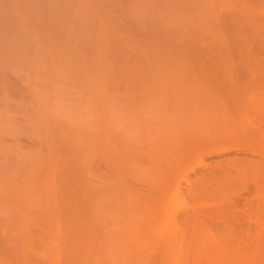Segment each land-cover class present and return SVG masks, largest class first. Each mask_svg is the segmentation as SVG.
I'll return each instance as SVG.
<instances>
[{
  "label": "bare ground",
  "instance_id": "bare-ground-1",
  "mask_svg": "<svg viewBox=\"0 0 264 264\" xmlns=\"http://www.w3.org/2000/svg\"><path fill=\"white\" fill-rule=\"evenodd\" d=\"M29 1L30 4L37 6L35 0ZM32 1L35 3H31ZM45 1L47 2V0ZM13 2L12 0L11 3L14 4ZM46 2L41 0L39 4L37 3L39 7H37L38 10L36 9L37 12L30 11L34 7L33 5L31 8L30 5L25 4L28 6L25 9V2L20 3L18 7H23L22 12L24 14L21 13L16 17L14 15L13 18L23 21L24 29L20 33H18L19 30L17 31V20L15 21L16 28L14 20L11 19V11L14 10L12 8H17L10 7L8 10L11 16H0V38L5 41V45L3 41L0 43L5 46L3 49L18 50L23 54L26 53L27 57L33 55V57L29 56L32 59L28 58L29 61L34 60L36 62L35 59L40 58L37 61H43V66L45 64V67L42 66L43 70L40 69L41 73L47 66L51 65L48 58L53 59L62 67L61 71L64 74L61 75L59 72L60 74L55 76L56 83L59 81V75L65 76L64 80L68 79L70 83L68 85H71L72 90L70 91L77 92V96L79 94L84 96L82 97L83 101H79V106L83 104L81 112L76 109L79 112V117L82 114L80 119L77 117L78 115H72L76 113L74 108H68L71 109L70 111L65 110V112L71 113L70 116L67 115L69 119L78 120L75 122H78L80 127L85 123L81 129L76 123L75 126L79 131L71 130V132H76L75 135L73 132L70 134V129H68V133V130L65 131L56 126V122L60 120L55 121L50 117V115H54L56 118L58 116L53 113L49 115V111H51L49 108L52 106L47 108L46 100H44L47 98V96L44 97L45 94H43L44 99H42L37 91L39 97L37 100L33 99L35 103L39 100L38 105L34 103L37 106L36 115L39 116L35 115L36 118L41 117L42 123L46 125L52 121L53 124H56L48 125L49 134L47 137L50 135V140L53 141H49L50 146L51 142L54 145V147H47L48 153L54 155L57 152L58 156H62L59 154L62 153L59 150L63 148L66 155L73 156L72 159L70 158L71 161L76 159L80 165L76 163L77 168H71L68 166L67 156H65L63 159L60 157L62 160L59 158L52 162L53 165H49V167L52 166L50 167L52 169L45 172L43 166L47 162L43 163L44 157L37 153L39 149L35 144L37 141H35L34 145L37 148L33 145L35 148H33V152L39 154V156L36 154L38 159L34 164H30L29 170H24L25 173L21 171L22 175L17 174L26 175L24 176L26 178H24V186L21 189L9 188L4 199H0V264H139L137 257H144L145 254L151 256V253L153 255L154 252L158 251L159 246L162 264H264V163H262L264 162V158H262L264 149H261L264 148L262 147L264 144L260 141L264 138L260 139L259 137L260 140H257L258 136H250L254 140L251 142L252 145L257 142L255 148L259 145L258 143L262 145H259L261 148H258L261 149L260 158L262 159L260 161L252 159L253 163L252 161L249 162L251 159L244 161V163L246 162L244 165L246 169L242 170H245L246 175L240 170L243 162L239 168L247 180L249 177L251 178L254 187L251 197L253 198L251 199L252 205H249V207L253 206V210L251 209L249 213L245 214L246 219H244L247 225L245 222L243 228L240 226L239 229L238 223L236 226L232 225L233 221L237 222L235 221L237 219L234 218H230V223L225 224L226 218L229 219L233 212L230 211L232 214L229 216L228 210L225 211L224 208L219 207L224 211L218 209L215 210L216 212L210 213L208 210L209 213H207L212 216L216 213L222 216L223 222L226 220L223 225L227 228L222 227L224 230L220 228V231L218 229L214 231L203 221L204 219L202 220L203 214L199 210L201 208H196L193 210L198 213H191V215H187L186 220L184 219L189 228L184 237L185 228H182L179 222H177L178 224L175 222V218L178 216L175 212L176 206L181 207L185 204L184 194L182 195V191L179 189V181L172 183L171 178H169L170 180L167 179V182L168 180L171 181V185L169 182V184L163 183L166 189L161 182L158 183V185L163 186L159 185L158 188H161L159 190L163 192V188L164 191L166 190V195L168 194L165 208L157 205V211L155 207L153 208L155 212L146 211L144 215L140 216V223L134 225L128 219L130 211L124 205L125 199L121 187L123 183V169L121 168L125 163L121 161L130 158L131 160L129 159L127 162L131 164L132 161L136 166L135 161H139V156L138 153H134L141 143L147 148L178 144V147L187 151L186 147H189L190 150H188L187 155L186 153L183 155V159L186 156H188L186 159H189V163L185 159L187 169L184 165L176 164L179 167L182 166L183 169L178 168V170L182 169L183 173L186 174L187 171L185 172V170L189 168V170H193L191 169L193 166L202 164L204 157L208 154L233 148V146L236 147L238 142L240 144L241 141L246 140L243 137L242 140L241 136H245V131L248 133L258 116V111H255L256 114L253 111L254 116H247L252 113L250 109V113H248L247 108L252 106L254 110L255 107L257 108V105L254 106V104L259 100L252 103V100L258 99L257 97L252 99L249 94L248 97L252 100H247L252 101L253 105L248 102L252 106L249 107L248 104H245L247 108L245 106L243 109V115H246L244 118L245 129L248 128L245 131L240 127L241 123L233 130L235 122L227 113V109L224 108L217 115L211 110L207 112V107L213 99L219 103L222 102L223 96L224 100L235 107L240 101L235 90L237 83L247 80L253 82L256 81L255 76H261V78L264 76V0H72L69 5H66L65 0H54L56 4L49 0L54 5L53 8H49L50 6L46 5L48 4ZM11 3L7 7L11 6ZM8 10L4 8V12ZM1 51L3 50L0 49ZM15 51L12 52L15 53ZM12 52L9 55L13 54L11 57L14 59L23 55L21 53L18 56V53L15 58V54ZM34 56L35 59H33ZM37 56L39 58H36ZM41 56H44V59H41ZM46 58L49 60L48 64L44 63ZM17 61L11 62L20 63ZM35 62L34 65L37 63ZM27 63L32 65L31 62ZM38 65L40 64L37 63L36 70L41 67ZM50 69L52 72L53 68ZM69 69H71L70 72ZM56 70L55 72H57ZM25 72L27 73V70ZM51 72L46 73L52 76ZM21 78L23 77L21 76ZM38 79L40 80L39 77ZM36 80L34 82H38ZM45 81L47 82V80ZM64 83L62 86L65 85ZM50 86L48 85V88ZM56 86L58 87V85ZM62 86L60 85V89L58 88L60 91L64 87ZM11 87L9 89L12 92ZM18 89L14 91L18 92L20 90ZM218 90L220 97L216 95L219 94ZM44 92L46 93L45 90ZM48 94L50 95L49 92ZM61 94L58 93L56 96L62 97L64 95V93ZM17 96L15 98L19 100L21 95ZM27 96L25 95V97ZM257 96H260L259 102L261 104L256 103L259 106H264V94ZM26 99L27 102L31 101V97ZM26 99L23 97L22 101L25 100V103ZM77 99L74 100L75 104ZM70 101L72 102V100ZM59 102L61 100L57 97L54 102L52 101V105L60 112L61 109L64 110L65 108ZM64 102L66 105H70L66 101ZM30 106L31 104L28 110L31 111ZM258 108L256 110H264V108ZM83 109H85V113H82ZM52 110L54 109L52 108ZM27 112L25 111V114ZM61 112L63 113V111ZM30 116L29 118H32ZM250 116L254 117V119L253 117L250 118V121H253L252 123L249 122L251 125L247 122ZM247 117L248 119H246ZM12 118L11 120L15 123L16 121L14 122ZM37 119L36 122H39L40 119H38L39 121ZM65 122L64 124H68ZM74 123L68 125L72 126ZM246 124L250 127L247 126L246 128ZM43 128L45 130L47 127L44 125ZM251 128L249 133L252 132ZM29 129L31 130V128ZM241 132L242 135H240ZM33 133L36 134L35 131ZM257 133L260 134L261 131ZM43 134L44 132L42 136ZM143 134L144 137L141 139L140 136ZM193 136L194 139L196 137L197 142L192 138ZM185 138H192L194 142L188 140L187 146ZM25 140L28 143V145L25 144L27 147L31 142L28 137L24 139V142ZM248 140H246L247 143L252 141L250 138ZM45 141L42 140L43 146L46 145ZM124 141H128V143L125 144ZM134 142H136V149ZM116 144H119V150H117ZM124 144L128 145V147L125 146V149L134 144L132 146L135 149L134 155L129 157L130 153H128L127 159L120 156L121 152V154L117 152L121 150L120 146ZM66 146L70 151L66 150ZM254 147L251 148L254 149ZM29 148L27 147L28 151ZM36 149L38 150L35 151ZM43 149L41 148V150ZM66 151L72 153H66ZM126 151L123 152L125 155L129 150ZM93 153L100 154L101 158L103 156L101 160L107 161L106 166L99 160V156L98 159L96 157L94 160L101 161L105 167L108 166L109 172L107 168L105 171L111 173L106 178L104 176L103 181L100 180L102 176L99 175V179L96 180L97 184L93 180V183L87 179L88 182H86L84 177L87 173L82 174L84 179L80 173L82 172L81 166L87 167L92 162ZM46 154L45 156L48 158L50 155L48 154L47 157ZM31 156H33L32 152ZM35 158L36 156L33 157V159ZM22 159L24 160V158ZM74 161L71 163L75 164ZM14 162L16 163L15 159ZM59 163L62 164L61 168L58 167ZM16 164L14 165L12 162V165L22 167L21 163ZM131 165L133 166V163ZM23 166L26 165L23 164ZM78 166L81 168L80 172L77 170ZM177 166L175 168L169 167L171 169H167L168 172L177 170ZM126 167L130 171L133 169L128 163ZM36 168L39 173H43L36 174L34 172ZM57 168H60V171L63 170L59 177L60 183L57 182ZM7 170H1L0 173ZM124 170H126L125 176L128 175L129 170ZM136 170L135 172H138ZM75 171L80 173L79 177L85 180L84 183H79L77 179H74L78 176ZM11 172L8 170L7 176L13 175ZM106 172H104L105 175ZM93 174L98 177V173L93 172ZM210 175H208L209 177L203 176V174L199 175L191 187L192 196L202 202L208 197L211 191L210 187L212 189L214 187V191L215 188L222 190V187L219 186L223 185V181V183L227 181L225 178H220L223 180L220 182L219 177L215 176V179L213 174V176ZM169 176L171 177V175ZM18 179L17 185L22 182L21 179ZM211 180H217L221 184L219 185L216 181L218 185H215L217 183L214 182V185L211 186ZM57 183L61 185V195H59ZM160 191L157 193L161 196L162 192ZM213 202H215L214 199ZM206 217L212 218L211 216ZM242 220L239 219L238 221L242 222ZM179 224L181 230L184 231L183 233Z\"/></svg>",
  "mask_w": 264,
  "mask_h": 264
},
{
  "label": "rangeland",
  "instance_id": "rangeland-1",
  "mask_svg": "<svg viewBox=\"0 0 264 264\" xmlns=\"http://www.w3.org/2000/svg\"><path fill=\"white\" fill-rule=\"evenodd\" d=\"M3 1H4V4H3ZM12 1V0H11ZM11 1L10 0H8V1H6V0H0V16H11V19L12 20H14V22L16 21V22H18V24H17V26H18V29H17V31L19 30V32L18 33H20L23 29H24V24H23V21H22V19H13L14 18V15H15V17L16 16H18L19 14H21V13H23L22 12V8H20V7H18V6H20V3H23V2H25L24 3V8L26 9V6L28 5H30L29 7H31L32 8V5L33 4H30V1L29 0H26V1H24V0H13L14 2V4H12L11 3ZM17 1V2H16ZM34 1V0H33ZM31 2V3H35V2ZM36 1V5L37 6H34L33 8H35V9H28V10H30L31 12H35L36 11V9L38 10V4L40 3V1L41 0H35ZM5 2H6V4H5ZM19 2V3H18ZM26 2H28V3H26ZM44 2H46L45 0H44ZM52 2H54V0H52ZM52 2L50 3L49 2V0H47V2L46 3H48V4H46V5H48V6H50L49 8H53L54 7V5L52 4ZM10 3H11V6H9V7H7V5H10ZM38 3V4H37ZM50 3V4H49ZM65 3H66V5H69V4H71L72 3V0H65ZM25 4H27V5H25ZM54 4H56V2H54ZM3 6V8L1 9V7ZM5 6V7H4ZM27 6V7H28ZM40 6V5H39ZM55 6H57V5H55ZM10 7L12 8V7H16L17 9H15V8H12V9H14V10H12L11 11V15L9 14L10 13V11L8 10V9H10ZM38 7V8H37ZM4 8H5V10H8V11H5L4 12ZM7 8V9H6ZM3 10V11H2ZM32 10H34V11H32ZM16 11V12H15ZM6 12H8V13H6ZM24 12H27L26 10H24ZM37 12V11H36ZM5 13V14H4ZM4 14V15H3ZM24 14V13H23ZM20 17V16H19ZM16 22L14 23L15 24V26H16ZM17 26H16V28H17ZM1 41H3V40H1V38H0V42ZM3 44L5 45V41H3ZM3 44H1L0 43V45H2V48H0L1 50H3V51H1L0 52V58H2V59H0V171L1 170H9V172H11V171H13V172H11V174H13V175H15L14 177H13V175H11V176H7V174H8V170L7 171H5V172H7V173H5L4 171V173H0V174H2V175H0V179H1V176H2V179L0 180V199H4V197L8 194V192H9V188H18V189H21L24 185H23V183L25 182V177L24 176H26V175H23V176H21L22 174H21V171H23V173H25L24 172V170H29L28 169V167H30V164H34L35 163V161L38 159L37 157L39 156V154H40V156H43L44 157V160L45 161H43V163H46V164H44V168H45V172H47L48 170H51L52 168H50V167H52V166H50L49 167V165H53V163L52 162H55V160L56 159H59L60 157L63 159L65 156H67L66 158H67V161H68V166H71V168L73 167L74 169H75V167L79 164V162L77 163V161H76V159H73V161H74V163L75 164H73V163H71V162H73V161H71V159L73 158V156L72 157H70L68 154L66 155L65 153H64V151H65V149H63V148H61L59 151L60 152H62V153H59L60 155H62V156H58V154H57V152L55 153V154H57V155H50L49 153H48V149H47V147L48 148H50V147H54V145L52 144V140H50V135H49V137H47V135L49 134L48 132H49V130H48V125H52L53 124V121H52V123H50V124H48V125H46V124H44V123H42V120L43 119H40V118H38V119H40V121L36 118V116H38V115H36V108H37V106L35 105V104H37V102H39V100L35 103V101L34 100H37V98L40 96V98H42V99H44L43 98V94H45L44 95V97H46L47 96V98H49V99H47V98H45L44 100H46V104H47V108H49V106L51 105L52 106V108L55 110H52V108H49V109H51V111H49V115L50 114H55V116H58L57 118L56 117H54V115H50V117H52V120L54 119L55 121L58 119V120H60L58 123L56 122V124L54 123L53 125H56V126H59V129L61 128V129H64L65 131H67L68 129H70V134L73 132V131H76L77 132V130L79 131V129H81V127H83V125L85 124V123H83V125L80 127V124L78 123V122H75V121H78V120H73L72 121V119H69V116H70V114L71 113H69L68 111H70L72 108H74V112H76V113H74V114H72V115H75L76 114V116L78 115V113L79 112H77V111H79L80 110V112H81V106L83 105H80L79 106V101L80 100H82V97H84V96H82V95H78L77 96V92L75 93V91H73V92H71L70 90H72L71 89V85H68V83H69V81H68V79H65L64 80V77L65 76H60L59 75V77H58V79H59V81L56 83V81H55V76L57 77V75L58 74H60L61 73V75H64V74H62L63 72L61 71L62 70V67H60L59 66V64L58 63H56L53 59L51 60L50 58H46L45 59V62L44 63H46V64H48V61H49V63L51 64H49L50 66H47V68L46 69H44V73L42 72L41 73V70L40 69H42L43 70V68H42V62L43 61H37V60H39L40 58L37 56L36 58H39V59H35V56H34V58L33 59H35L36 60V62L38 63V64H40L41 65V67L40 68H37V69H39L40 70V73H39V70H36V65H37V63L33 60V61H29L28 60V58H30L29 56H31V55H28V57H27V55H26V53H24L23 54V52H19L18 50H11V49H8V48H4L3 49V47H5ZM9 51H8V50ZM6 50V51H5ZM12 51H15V53L14 52H12ZM14 53L15 55H14V57L16 58V56H17V54H18V56H20L21 55V53L23 54V55H21L20 56V58L19 57H17L16 59H14V58H12L13 56V54H11V56L9 55L10 53ZM3 53V54H2ZM2 54V55H1ZM9 57H11L10 59H9ZM31 57H33V55L31 56ZM44 56H41V59L43 58ZM7 59V60H6ZM44 59V58H43ZM17 60H19V61H17ZM30 60H32L31 58H30ZM11 61H14V62H20V63H14V62H11ZM24 61V62H23ZM25 62H26V64H25ZM27 62H31L30 64H32V65H29V63H27ZM34 62L36 63L35 65H34ZM11 63V64H10ZM9 64H10V66H9ZM19 64V65H18ZM21 64V65H20ZM28 64V65H27ZM18 65V66H17ZM24 65H25V67H24ZM40 65H38V66H40ZM29 66V67H28ZM30 66H32V67H30ZM35 66V67H34ZM24 67V68H23ZM34 67V68H33ZM43 67H45V64H44V66ZM53 68L52 69V72H51V69L50 68ZM55 67H57L56 69H54ZM25 68H27L26 70H27V73L24 71V69ZM59 68V69H58ZM12 69V70H11ZM32 69V70H31ZM50 69V70H49ZM33 70H35V71H33ZM53 70H54V72H53ZM55 70L58 72H55ZM70 70L71 69H69V72H70ZM17 71V72H16ZM49 71L51 72V74H52V76L51 75H49L48 73H49ZM46 72H48V73H46ZM60 72V73H59ZM14 73H15V75H14ZM37 73H39V74H37ZM24 78H21V76ZM40 74H41V76H42V74H43V76L41 77L40 76ZM45 75V76H44ZM51 77H49V76ZM29 76V77H28ZM40 78V80H41V82H40V80L38 79V77ZM20 77V78H19ZM62 77V78H61ZM256 78V81H251V80H247V81H242V82H238L237 83V86H235V90L237 91V95L239 96V99H240V101H239V104H236L235 105V107H233V104H231L230 102H228V101H226V100H224V96H223V101L222 102H218V101H216V100H212V101H210L211 103L208 105V107H207V112L208 111H212L214 114H220V112H222L223 110H224V108L225 109H227L228 110V112L227 113H229L230 115H231V117L233 118V120H234V122H235V125H234V123H233V128L235 127H238V125H240L239 123H241V128L245 131V130H247L248 128H247V126H249V125H251V123L253 122V121H250V118L251 117H253L254 115H253V113L255 112V111H258L257 113V120H254V123H252V125H253V127L251 128L250 126V128L252 129V132H250L249 133V130H250V128H249V130H248V133L250 134H248L247 133V131H245L244 133H245V136H243L242 135V132H241V134L240 135H242L241 136V139H242V137H243V139H246L247 141H249L248 139L250 138L252 141H250V142H248L249 144H251L250 146H249V144L246 142V140H243V142L241 141L240 142V144H239V142H238V145L236 146V147H234L233 146V148L231 147V148H228V149H225V150H220V151H216V152H213V153H211V154H208L207 156H205L204 157V161H203V163L202 164H199L198 166L197 165H195V167L193 166V168H191V169H193V170H185V172H186V174L185 173H183V168H182V166L184 165V167H185V163L187 162L186 160H188V162L187 163H189V159H186L188 156H186V160L185 159H183L184 157H183V155L186 153V155H187V152H188V150H190L189 149V147H186V143H188V140L190 141L191 140V142H194L193 141V139H194V136L191 138V139H189V138H185V147L188 149L187 151H186V149H184V148H182V147H178V144H172V145H168V146H165L164 147V145L163 146H157V147H152V146H150V148H147V147H145L144 146V144H139V148L137 149V151L135 152L134 150L136 149V142H134L135 143V145H134V148L132 149L131 147L130 148H127L128 147V145H125L126 143H128V141L127 142H125L124 141V147L123 146H120L121 147V150L120 151H117L118 153H120L121 155L120 156H123V158H125V159H127L126 157H127V155H128V153H130L129 154V157L134 153V154H136V153H138V156H139V161H135V164H136V166L134 165V162H132L131 161V164L133 163V166L135 167H133L131 164H129V162H127V161H129V159H127L126 161L125 160H123V161H121L122 163H124V166L121 168L120 166V168L121 169H123L121 172H122V180H123V183H122V185H121V187H122V194L124 195V199H125V206H126V208H127V210L128 211H130L129 212V220L132 222V223H134V225H138L139 223H140V220H141V218H140V216L141 215H144V213L146 212V211H153V212H155L154 210H153V208L155 207V209H156V211L158 210V206L157 205H160V206H163L164 208H165V206H166V200L168 199L167 198V195H166V190L164 191V189H166V186L164 185V184H166V182H167V179H169V178H171L172 179V183L173 182H177V181H179V189H181V191H182V195L184 196L183 197V199H184V205L183 206H181V207H179L178 205L176 206L177 208H176V214L178 215V216H176V223L177 222H179L180 224H181V227L183 228H185L184 230H185V235H184V237L187 235V229H189L188 227H187V222L185 221L186 220V217H188L187 215H191V213L193 214V213H198V212H194L195 210H193V209H198V208H201V209H199L200 211H201V213L203 214V218H202V220L205 222V223H207V225H209V227H211V228H213L212 230H214L215 231V229H218V231H220V228L222 229V230H224L225 229V225H223L224 224V222H225V224H229L230 223V221H231V219L230 218H234V219H237V220H235V221H237V222H234L233 221V223H232V225L234 224L235 226L237 225L236 223H238L239 224V226H237V227H239V229H240V226H242L241 228H243V227H245V217H246V215L245 214H247V213H249L250 211H251V209L253 208V206H250L249 207V205H252V203H251V199H253V198H251L253 195V186H252V183H253V181L251 180V178L247 175V177H249L248 178V180H247V178H246V174L247 173H244V171L242 170V169H244L246 166H244L245 164H246V162L244 163V161H248V159H251L249 162H251L252 161V159H257L258 161H260V159H262V158H264V156H262V158H260V154H262V152L260 153V150L261 149H264V148H261V144L260 143H258L259 145H261V146H257L256 148L254 147L255 145H257L256 143L257 142H255V145H252V143L251 142H253L254 140L252 139L254 136L255 137H257L256 139L258 140L259 139V137H260V139L261 138H264V110H256L258 107H261V108H264V106H259V104H261V102H259L260 101V99H259V97L257 96V95H262V94H264V93H262V92H264V84H262V83H264V76H262V78H261V76H255ZM260 77V78H259ZM11 78V79H10ZM13 78V79H12ZM38 80V82H39V84H38V82H34V80H36V79ZM45 78H47V79H45ZM54 78V79H53ZM61 78V79H60ZM16 79V80H15ZM63 79V80H62ZM254 79V78H253ZM252 79V80H253ZM13 80V81H12ZM24 80V81H23ZM36 80V81H37ZM45 80H47V82L45 81ZM51 80H53V81H51ZM57 80V79H56ZM61 81H63V82H65L64 84L65 85H63L62 86V84H63V82H61ZM258 81V82H257ZM10 82V83H9ZM21 82V83H20ZM257 82V83H256ZM35 83H36V85H35ZM38 84V85H37ZM46 84V85H45ZM70 84V83H69ZM40 85V86H39ZM48 85L50 86V88H48ZM56 85H58V87L56 86ZM60 85L63 87L62 88V90L60 91L59 89H60ZM10 86H12L11 87V89L13 90L12 92L10 91V89H9V87ZM18 86H20V87H18ZM24 86H25V89H24ZM37 86V87H36ZM23 87V88H22ZM39 87V88H38ZM40 87H41V89H40ZM46 87V88H45ZM68 87H70L69 88V91H70V93H69V91H67L68 90ZM16 88V89H15ZM20 90H19V89ZM59 88V89H58ZM19 90L18 92H16V91H14V90ZM40 89V90H39ZM54 89H56L55 91H54ZM64 89V90H63ZM262 89V90H261ZM25 92H24V91ZM44 90L46 91V93L44 92ZM21 91V92H20ZM37 91H38V93H39V96H38V93H37ZM43 91V92H42ZM50 93V95L48 94V92ZM54 92H56V93H54V95H53V93ZM63 91V92H62ZM262 91V92H261ZM14 92V93H13ZM61 92H62V94L64 93V95H62L61 94ZM66 92V93H65ZM261 92V93H260ZM4 93V94H3ZM18 94L19 96L21 95V97H19V96H17L16 94ZM20 93V94H19ZM22 93V94H21ZM37 93V94H36ZM42 93V94H41ZM58 93H60L61 95H62V97H60V95L58 96H56V94H58ZM218 93L219 94H216L218 97H220V92H219V90H218ZM259 93V94H258ZM15 94V96H17V97H19V100L17 99V98H15V96H12V95H14ZM30 94H32V96H29ZM67 94V95H66ZM72 94V95H71ZM74 94H76V95H74ZM249 94H250V97L253 99V97L254 98H258V99H254V100H252V99H250L248 96H249ZM25 95H28L27 97H31V101L29 100V102H27L28 100L26 99L27 97H25ZM42 95V96H41ZM49 95V96H48ZM73 96V97H71L70 98V96ZM34 96V97H33ZM51 96V97H50ZM23 97H24V99H26V102L24 103V101H22V99H23ZM57 97H59L60 98V100H61V102H59V104H62L63 106H64V110H60V112H59V109L57 110V108L54 106L53 107V105H52V101L54 102V100H56L57 99ZM67 97H69V98H67ZM74 97H76V98H74ZM52 98V99H51ZM74 98V99H73ZM77 98H80V99H77ZM18 101H17V100ZM34 99V100H33ZM63 99V100H62ZM68 99H69V101L70 100H72V102L70 101H68ZM75 99H77L76 100V104H77V101H78V104H77V106H79L78 108H77V106H76V104L74 103V100ZM83 99H85V98H83ZM247 99H250V100H252L251 102L252 103H254V101L255 100H259V101H256L257 103H259V104H257L256 102H255V104H254V106H256L257 105V108L255 107V110L254 109H252V103L250 102V100H247ZM52 100V101H51ZM247 100V101H246ZM64 101H66L67 103H69L70 105H66L65 104V102ZM83 101V100H82ZM47 102H49V103H47ZM248 102H250L251 104L249 105V103ZM26 103H27V106H26ZM31 104V108H32V112L30 111V110H28V107H29V105ZM35 103V104H34ZM72 103V104H71ZM25 104V105H24ZM29 104V105H28ZM65 104V105H64ZM252 106V107H250V108H247V106ZM24 105V106H23ZM38 105V104H37ZM36 106V107H35ZM50 106V107H51ZM68 106V107H67ZM73 106V107H72ZM75 106V107H74ZM246 106V108L248 109V111H249V109L250 110H252L251 112L252 113H250V111L248 112V113H250V114H248L247 116H249V115H253V116H250L249 117V120H247V122H248V124L249 125H247L246 124V128L247 129H245V121H244V118H245V116L246 115H243V112H244V107ZM18 107H20V108H18ZM71 107V109H68V108H70ZM30 108V109H31ZM245 108V110L247 111V109ZM254 108V107H253ZM17 109V110H16ZM48 109V110H49ZM68 109V111H66V112H68V113H66L65 112V110H67ZM76 109H77V111H76ZM259 109V108H258ZM243 110V111H242ZM23 111V112H22ZM25 111H28L26 114H25ZM61 111H63V113H64V115H63V113L61 112ZM254 111V112H253ZM30 112V113H29ZM56 112V113H55ZM261 112V113H260ZM82 113H85V109H83L82 110ZM32 114V116H30ZM246 114V113H245ZM254 114H256V112L254 113ZM24 115V116H23ZM28 115V116H27ZM36 115V116H35ZM67 115H69V116H67ZM29 116L30 117H32V118H29ZM244 116V117H243ZM13 117V118H12ZM29 119H28V118ZM39 117V116H38ZM49 116H48V118H50ZM60 117V118H59ZM73 117V116H72ZM75 117V116H74ZM79 119H80V117H82V114H81V116L79 117V115L77 116ZM11 118L14 120V122L15 123H13V121L11 120ZM24 118V119H23ZM27 120H26V119ZM34 118H36L37 119V121H39V122H36V119H34ZM56 118V119H55ZM246 119H248V117L246 118ZM252 119V118H251ZM253 119H254V117H253ZM10 120V125H9V123H8V121ZM33 120H35V121H33ZM66 122H65V121ZM70 120H71V122H70ZM22 121V122H21ZM29 121V122H28ZM242 121H244L243 123H242ZM256 121V122H255ZM31 122V123H30ZM36 123V124H34V123ZM64 122L65 123H67L68 122V124H71V123H74V124H72V126L71 125H68V124H64ZM249 122H251V123H249ZM20 124V125H17V124ZM46 123V122H45ZM61 123V124H60ZM76 123L78 124V128L79 129H77V127L75 126L76 125ZM30 124V125H29ZM40 124H42L41 126H40ZM242 124H243V126H242ZM46 126L47 128L44 130V128H43V126ZM15 126V127H14ZM34 126V127H33ZM37 126V127H36ZM69 126V127H68ZM41 127V128H40ZM72 127H73V129H72ZM231 127V126H230ZM29 128H31V130L29 129ZM75 128H76V130H75ZM232 128V127H231ZM235 128L233 129V130H235ZM33 129H35V130H33ZM41 131H40V130ZM254 129V130H253ZM38 132H37V131ZM71 130H73L72 132H71ZM23 131V132H22ZM36 132V134H39V135H36V134H34L33 132ZM236 131H238V130H236ZM242 131V130H241ZM260 131H261V133H260ZM31 132V133H30ZM44 132V134H43V136H42V133ZM68 133H69V130L67 131ZM76 132H73L74 133V135L76 134ZM257 132H259L260 134H258ZM20 133V134H19ZM240 133V132H239ZM238 133V134H239ZM257 133V134H256ZM23 134V135H22ZM24 134H25V136H24ZM41 134V135H40ZM237 134V135H238ZM246 134H248L247 136H249V137H247L246 136ZM255 134V135H254ZM31 135V136H30ZM46 137H45V136ZM253 136V137H250V136ZM20 139H19V138ZM28 137V140L31 142V143H29V146H27L28 148L30 147L31 148V152H32V155L33 156H31L30 157V154H31V152H30V148H29V151H28V149H27V147H25L26 145H28V143H27V140H25V142H24V139H26V138ZM44 137V138H43ZM144 137V134L143 135H141L140 136V138L142 139ZM23 138V139H22ZM49 138V139H48ZM13 139H15V140H13ZM18 139V141H16ZM22 139V140H21ZM33 141H32V140ZM45 139H47L46 141H45ZM255 139V138H254ZM255 139V140H256ZM259 139V140H260ZM19 140H21V141H19ZM42 140L43 141H45L46 143V145H44L43 146V144H44V142L42 143ZM194 140H196V137H195V139ZM256 140V141H257ZM262 140H264V139H261L260 141L262 142V144H264V141H262ZM24 143H23V142ZM35 141H37L36 143H35ZM49 141H52L51 142V146H50V143H49ZM140 141V140H139ZM240 141V140H239ZM245 141V142H244ZM15 142V143H14ZM16 142H18L17 144H16ZM20 142H22V143H20ZM33 142V143H32ZM39 142H41L40 144H39ZM120 142V141H119ZM118 142V143H119ZM196 142H197V140H196ZM34 143L35 144H37V147H38V149H36L35 151H37V153H39V154H37L36 152H33L34 150H33V148H34V146L36 147V145H34ZM49 143V144H48ZM20 144V145H19ZM26 144V145H25ZM32 146H31V145ZM22 145V146H21ZM34 145V146H33ZM40 145H41V147H40ZM49 145V146H48ZM117 145V150H119L120 148H119V144H116ZM122 145V144H121ZM189 145H191L190 143H189ZM192 145H194L193 143H192ZM244 145V146H243ZM22 147L21 149H22V152H21V149H20V147ZM46 146V147H45ZM125 146H127L126 147V149H125ZM183 147H184V145H182ZM188 146V145H187ZM19 147V148H18ZM25 147V148H24ZM36 147V148H37ZM40 147V148H39ZM43 147H44V149H43ZM67 147V146H66ZM122 147H123V150H122ZM251 147H254V149H252ZM261 148L260 150L258 149V148ZM262 147H264V146H262ZM41 148L43 149V150H41ZM68 148V147H67ZM66 148V150L67 151H70L69 150V148L67 149ZM191 148H193L192 146H191ZM27 151H26V150ZM35 149V148H34ZM46 149V150H45ZM63 149V150H62ZM129 151H128V150ZM128 152H127V151ZM133 150V151H132ZM186 152H185V151ZM256 150H259V151H256ZM43 151H44V153H43ZM58 151V152H59ZM66 151V153H72V152H67ZM99 151H101V150H99ZM127 152L126 153V155H125V153H123V152ZM23 152H24V154L26 155V157H25V155L23 154ZM47 154H46V153ZM132 152V153H131ZM53 153V152H52ZM27 154H28V157H27ZM38 156H37V155ZM45 154L47 155V157L49 158H46V156H45ZM49 154V155H48ZM133 154V155H134ZM22 155V156H21ZM93 155H94V157H93ZM93 155L91 156V158H93V160H91L92 162L89 164V165H87V167H89L88 169H86L87 167H84V166H81L82 167V172H80L81 170V168L78 166V169L77 170H79V172L81 173V176H82V178L84 177V175L86 174V176H88L87 178H86V176L84 177L85 178V180L87 179V180H89V182L91 183H93V181H95L94 183H98V182H96V180H98L99 179V177L100 176H102V178H100V180H104L105 178H106V176H110L111 175V173L109 174V173H107L106 171H105V169L107 168V171H108V166L107 167H105L106 166V164H108L107 163V161L106 160H101L102 158H103V156H102V158L100 157L101 155L100 154H97V153H93ZM132 155V156H133ZM17 156V157H16ZM36 156V158L35 159H33V157H35ZM58 158H57V157ZM98 156H99V160H101L104 164H105V166H104V164H102V162L101 161H95L94 160V158L96 159V157H97V159H98ZM131 156V157H132ZM24 158V160L22 159V158ZM19 160H18V159ZM60 158V160H62ZM71 158V159H70ZM14 159H15V161H16V163L17 164H20L21 163V165H22V167H20V165H17L15 162H14ZM48 159V160H47ZM131 160V159H130ZM256 160V161H257ZM5 163H4V162ZM20 161V162H19ZM22 161H23V164L24 165H26V166H23V164H22ZM255 161V160H254ZM255 161V162H256ZM262 161V160H261ZM12 162L14 163V165L16 164L17 166H14V165H12ZM30 162V163H29ZM38 162V161H37ZM96 162V163H95ZM190 162H192V161H190ZM242 162H243V165H241V168H240V164H242ZM254 162V163H255ZM29 163V164H28ZM50 163H52V164H50ZM76 163H77V165H76ZM95 163V164H94ZM127 163H128V165L129 166H131L133 169V171L131 172L130 170H129V168H127L126 167V165H127ZM140 163V164H139ZM193 163V162H192ZM192 163H190V164H192ZM252 163H253V161H252ZM257 164H260V163H258V162H256ZM255 163V164H256ZM262 163H264V162H262ZM7 164H9V165H7ZM60 165L58 166V167H60L61 168V163H59ZM72 164V165H71ZM119 164H121V163H119ZM138 164H139V166H138ZM176 164H180V165H182V166H177ZM249 164V163H248ZM36 165H37V163H36ZM48 165V166H47ZM64 165V164H63ZM76 165V166H75ZM80 165V164H79ZM123 165V164H122ZM4 166V167H3ZM47 166V167H46ZM86 166V165H85ZM93 166V167H92ZM172 166H174V167H172ZM175 166H177L176 168H177V170H175L174 169V171L173 172H168L171 168H175ZM244 166V167H243ZM19 167V168H18ZM24 167V168H23ZM26 167V168H25ZM50 169H49V168ZM169 167H171V168H169ZM189 167V166H188ZM192 167V166H191ZM4 168V169H3ZM22 168H23V170H22ZM48 168V169H47ZM60 168H57V171H59V172H57L56 171V173L58 174H56L58 177H57V182L58 183H60V175H61V173L63 172V170L61 169V171H60ZM70 168V169H71ZM77 168V167H76ZM92 168H93V171H92ZM150 168V169H149ZM178 168H182V169H180V171L178 170ZM186 168V167H185ZM184 168V169H185ZM236 168V169H235ZM239 168H240V170L241 171H243V174H245V175H243L242 174V172L239 170ZM84 169V170H83ZM86 169V170H85ZM124 169H127V170H129V173H127L128 175H126L125 176V172H126V170H124ZM135 169H137L138 170V172H135ZM167 169H169V170H167ZM187 169V168H186ZM246 169V168H245ZM11 170V171H10ZM136 170V171H137ZM150 170H152V171H150ZM165 170H167V171H165ZM73 171V170H72ZM2 172V171H1ZM34 172L36 173V174H38L39 173V171H38V169L36 168V169H34ZM75 172H77V171H75ZM75 172H74V174H75ZM79 172H77V174H78V176L75 174V176H77V178L75 177L74 179H77V181H79V183L80 182H83L84 183V181L85 180H83V179H81V177H79L80 176V173ZM93 172H96V173H98L97 174V176L98 177H95L96 176V174H93ZM104 172H106L107 174L105 175V173ZM109 172V171H108ZM131 172V173H130ZM135 172V173H134ZM237 172H238V174H237ZM241 172V173H240ZM15 173V174H14ZM43 172H41V173H39V174H42ZM73 173V172H72ZM104 173V174H103ZM149 173V174H148ZM10 174V173H9ZM17 174H21V175H17ZM73 174V175H74ZM82 174H84V175H82ZM203 174V176H207V177H209L208 175L209 174H211L210 176H213L214 175V178L216 179V177L215 176H217V178L219 177V181L221 180V181H223L222 179L223 178H225V181L227 182H225V183H223L222 182V184L223 185H221V186H219V187H222V190H221V188H215V191H214V187H213V189L210 187V189H211V191H212V193L210 194V192H209V195H208V197L207 198H209V199H207V198H205V200H203V202L201 201V200H198V199H196L195 197H193L192 195L193 194H191L192 192H191V190H192V188L191 187H193L192 186V184L193 183H195V180H196V177H198L199 175H202ZM213 174V175H212ZM217 174V175H216ZM240 174V175H239ZM100 175V176H99ZM169 175H171V177L169 176ZM222 177H221V176ZM225 175V176H224ZM239 175V176H238ZM105 176V178H103ZM125 176V177H124ZM167 176H169V177H167ZM245 178H244V177ZM21 177H23L22 179H21ZM128 177V179H126ZM183 177V178H182ZM7 180H6V179ZM9 178V179H8ZM21 179L20 181H22L21 182V184L19 183L18 185H17V179ZM25 178V179H24ZM214 178H212V179H214ZM220 178H222V179H220ZM18 179V180H19ZM95 179V180H94ZM125 179H126V181H125ZM6 180V181H5ZM81 180V181H80ZM83 180V181H82ZM86 180V182H88ZM93 180V181H92ZM102 180V181H103ZM161 180V181H160ZM164 180H166L165 182H164ZM170 180V179H169ZM169 180H168V182H169ZM8 181V182H7ZM20 181H18V182H20ZM76 181V180H75ZM212 181V180H211ZM210 181V183H211V186H213L214 185V182L215 183H219V185L221 184L219 181H217V180H215V181H212L211 182ZM217 181V182H216ZM124 182H125V184H124ZM161 182V184L162 185H164L165 186V188L163 189L162 188V190H163V192L162 191H160L159 189H161V188H158V186L159 185H161V184H159L158 185V183H160ZM167 182V183H168ZM171 182V181H170ZM169 182V183H170ZM5 183H7L6 185H5ZM9 183V184H8ZM57 183V185H59V195H61V185L60 184H58ZM164 183V184H163ZM168 183V184H169ZM218 183L217 184H215V185H218ZM157 185V186H156ZM161 185V187H163ZM169 185H171V183L169 184ZM160 187V186H159ZM215 187H217V186H215ZM156 189V190H155ZM217 189V190H216ZM154 190L156 191L155 193H154ZM190 190V191H189ZM157 191H160V192H162V195L160 196V194H158L157 193ZM217 191V192H216ZM159 192V193H160ZM191 192V193H190ZM222 192V193H221ZM218 193V194H217ZM153 195H154V197H153ZM155 195H157V196H155ZM159 195V196H158ZM213 195V196H212ZM226 196V197H225ZM157 197V198H156ZM224 197V198H223ZM154 198H156V200H154ZM196 199V200H195ZM207 199V200H206ZM213 199H214V201L215 202H213ZM210 200V201H209ZM195 201V202H194ZM230 201V202H229ZM200 202V203H199ZM208 202V203H207ZM213 202V203H212ZM253 202V201H252ZM204 203V204H203ZM224 204V205H222V204ZM219 204H221V205H219ZM229 204V205H228ZM232 206H231V205ZM214 205H216V206H214ZM200 206V207H199ZM212 206V207H211ZM225 206H227V207H225ZM232 207V209H231V207ZM219 207H222V208H224L225 209V211H227L228 210V212L227 213H229V216L232 214L231 212H233V214L229 217L228 215V217H229V219H227L226 218V220L223 222V218L221 219V217L222 216H220V215H218L217 213H216V215H214V216H212V215H209L208 213H209V211H210V213H212V212H216L218 209L219 210H221L222 208H219ZM178 208H179V210H178ZM212 209V210H211ZM178 210V211H177ZM207 210V211H206ZM209 210V211H208ZM216 210V211H215ZM223 210V209H222ZM221 210V211H222ZM253 210V209H252ZM197 211V210H196ZM203 211H206L205 213L203 212ZM224 211V210H223ZM231 211V212H230ZM208 212V213H207ZM126 213V212H125ZM237 213V214H236ZM206 214H208V215H206ZM238 215L237 216V218H235L236 217V215ZM217 215H218V219H217ZM184 216V217H183ZM206 216H211L212 218L210 219L209 217H206ZM220 216V217H219ZM200 217H201V214H200ZM240 217V218H239ZM207 218V219H206ZM217 220H216V219ZM245 218V219H244ZM185 219V220H184ZM210 219V220H209ZM219 219H221L220 221H219ZM240 219V221L242 220V222H239L238 220ZM185 221V223H184V221ZM229 220V221H228ZM183 221V222H182ZM229 222V223H228ZM243 223V224H242ZM178 224V223H177ZM180 224H179V228H180ZM187 224V225H186ZM244 225V226H243ZM246 225H247V222H246ZM186 226V227H185ZM214 226V227H213ZM234 226V227H235ZM224 229H223V228ZM233 227V228H234ZM236 227V228H237ZM182 228H180V230L182 229ZM227 228V227H226ZM235 228V229H236ZM182 231V233L184 232L183 230H181ZM217 231V230H216ZM183 237V238H184ZM183 241L185 242V238L183 239ZM160 250H161V248H160V246H159V249H158V251L157 252H154V250H152L151 249V251H153L154 253H153V255H152V253H151V256H149V254H145V253H143V254H145V256L144 257H137V260L139 261V264H162L163 262H162V257H161V253H160ZM147 251V250H146ZM171 258H172V256H171Z\"/></svg>",
  "mask_w": 264,
  "mask_h": 264
}]
</instances>
